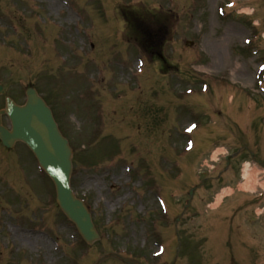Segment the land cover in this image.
<instances>
[{
    "label": "rangeland",
    "instance_id": "374dc122",
    "mask_svg": "<svg viewBox=\"0 0 264 264\" xmlns=\"http://www.w3.org/2000/svg\"><path fill=\"white\" fill-rule=\"evenodd\" d=\"M263 61L264 0H0V82L52 106L102 235L84 243L25 155L0 163V264H125L161 243L169 264H264Z\"/></svg>",
    "mask_w": 264,
    "mask_h": 264
},
{
    "label": "water",
    "instance_id": "95a60500",
    "mask_svg": "<svg viewBox=\"0 0 264 264\" xmlns=\"http://www.w3.org/2000/svg\"><path fill=\"white\" fill-rule=\"evenodd\" d=\"M0 94H6L0 85ZM28 101L17 106L10 98L7 108L0 112V139L11 147L16 140L24 141L38 158L40 165L54 179L58 189V202L67 215L76 222L88 242L98 238L90 215L84 205L75 199L70 187L71 150L53 120L51 110L36 90L28 89ZM7 114L12 123L10 132L2 125L1 116Z\"/></svg>",
    "mask_w": 264,
    "mask_h": 264
},
{
    "label": "bare ground",
    "instance_id": "6f19581e",
    "mask_svg": "<svg viewBox=\"0 0 264 264\" xmlns=\"http://www.w3.org/2000/svg\"><path fill=\"white\" fill-rule=\"evenodd\" d=\"M248 180H251V175L248 177Z\"/></svg>",
    "mask_w": 264,
    "mask_h": 264
}]
</instances>
